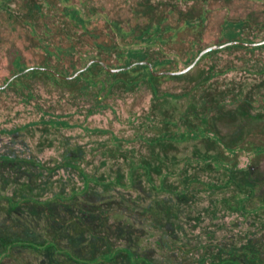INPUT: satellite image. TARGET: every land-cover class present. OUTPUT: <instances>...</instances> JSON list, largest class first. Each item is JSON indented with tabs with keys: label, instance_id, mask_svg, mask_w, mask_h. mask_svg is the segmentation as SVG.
Here are the masks:
<instances>
[{
	"label": "rangeland",
	"instance_id": "rangeland-1",
	"mask_svg": "<svg viewBox=\"0 0 264 264\" xmlns=\"http://www.w3.org/2000/svg\"><path fill=\"white\" fill-rule=\"evenodd\" d=\"M260 41L264 0H0V87L17 73L0 90V154L52 168L80 152L78 169L0 195L64 194L48 212L67 219L72 193L81 206L103 196L114 251L160 264H215L248 241L264 254V45L211 51L180 76L132 65L140 53L180 71L207 47ZM207 94L223 107L203 118ZM249 180L260 185L239 203L247 187L227 181Z\"/></svg>",
	"mask_w": 264,
	"mask_h": 264
},
{
	"label": "flooded vegetation",
	"instance_id": "flooded-vegetation-1",
	"mask_svg": "<svg viewBox=\"0 0 264 264\" xmlns=\"http://www.w3.org/2000/svg\"><path fill=\"white\" fill-rule=\"evenodd\" d=\"M148 38L151 39V37ZM146 62V60L145 62L140 61L132 65L137 66L146 64ZM101 64V67L105 69L104 64ZM33 69L41 71L43 68H29L30 71ZM124 69L133 70L128 67L122 68V70ZM105 70L115 71L119 69ZM46 72L55 77L53 73ZM16 75L17 73L6 81V85L0 88H8L10 85L9 80L15 78ZM19 133L20 130L12 129L5 130L3 134L14 136ZM76 154L67 153L64 155L65 160L61 163L52 168H44L43 163L33 161L32 157L26 158L20 153L14 152L11 154L10 151L2 153L0 154V185L2 183L0 189L3 192L5 191L8 186L7 181H34L40 179L37 177L44 176V171L51 175L54 171L60 169L71 168L76 170V166L79 164L80 152ZM89 189L90 183L84 181L83 194H88ZM29 190H31V187ZM23 191L25 190L12 195H0V264H92V262L105 264H160L151 258L138 255L128 246L120 247L121 252L114 251L115 247L108 238L110 235H105L114 226L110 225L107 215H102L100 210L105 205L103 202L105 197L88 194V203L82 201L84 205L81 206V202L75 203L78 201L79 195L72 193L68 199L74 202L76 208L74 207L75 210L67 219L65 214L58 215L57 213L51 214L48 212L49 208L53 209L55 204L65 200L64 194L58 195L57 199L48 200L53 204L49 205L45 203L46 200H44L42 194ZM43 218L50 223L51 227L50 237L45 240L41 230L43 229ZM137 224L139 225V223ZM117 226V229L122 233V224L118 223ZM61 233L66 235L62 236ZM131 234H133V230ZM63 238L67 239L68 242H62ZM93 245H98V247L93 248ZM93 249L94 251H92ZM86 252L89 253V257L85 256ZM83 254L84 256H82ZM215 264H264V254L258 249L254 250L252 244L248 241L238 248L232 247L227 251V256L218 259Z\"/></svg>",
	"mask_w": 264,
	"mask_h": 264
},
{
	"label": "trees",
	"instance_id": "trees-1",
	"mask_svg": "<svg viewBox=\"0 0 264 264\" xmlns=\"http://www.w3.org/2000/svg\"><path fill=\"white\" fill-rule=\"evenodd\" d=\"M235 47H242V45H235ZM200 51L201 50H199L198 52H197V54H196V56L191 60V61H189L188 62V64L190 65L191 63H193V61L196 59V57L198 56V54L200 53ZM139 55V58H138V60H140V61H145L147 58H146V56L145 55H141L140 53L138 54ZM167 62H169L170 63V60H161V62H159L161 65L160 66H162V64H164V63H167ZM200 62V61H199ZM198 62V63H199ZM131 65V64H130ZM135 65V64H134ZM152 65H153V68H155V67H158V64H157V62H155V63H152ZM128 65H126V67H127ZM138 66V65H137ZM139 67H146L147 68V70H148V73L151 75V76H153V74L151 73V71H150V69H149V66L148 65H146V64H139ZM134 68H136V67H132V69H134ZM226 70H228V68L226 69ZM221 72H223V71H221ZM213 76V75H212ZM211 76V77H212ZM204 98H206L205 99V103H204V106H203V109H202V111H203V115H202V117L203 118H206V116L207 115H210V114H216L218 111H220L221 109H222V107H223V104L221 103V102H219V101H213V100H208V98H209V94H207V95H205L204 96ZM262 105L264 106V97L262 98ZM263 114H264V112H263ZM252 116V115H251ZM198 117H199V115H198ZM169 122H167V123H173L174 125L176 124V122L175 121H173V120H168ZM176 126V125H175ZM175 136V138H177L176 137V135H174ZM178 139V138H177ZM219 139V138H218ZM176 140V139H175ZM174 140V141H175ZM219 140H221V139H219ZM173 141V142H174ZM171 143V142H170ZM231 148H233V147H231ZM228 183H229V186H230V184H234V185H236V186H238V187H241V188H244V187H247V189H248V193H247V196H245L243 199H240V200H238L239 201V203L240 202H244L246 199H247V197H250V195L251 196H253V193H255L256 192V190H257V188L259 187V185H260V183H258V184H255V182H252V181H245L244 183H240V182H238V183H235V181H227ZM226 182V183H227ZM247 182V183H246ZM164 184V183H163ZM175 194H176V192H174ZM245 199V200H244ZM242 204V203H241ZM264 204V203H263ZM262 204V206H264Z\"/></svg>",
	"mask_w": 264,
	"mask_h": 264
},
{
	"label": "water",
	"instance_id": "water-1",
	"mask_svg": "<svg viewBox=\"0 0 264 264\" xmlns=\"http://www.w3.org/2000/svg\"><path fill=\"white\" fill-rule=\"evenodd\" d=\"M229 45H244V46H248V47H256V46H260V45H264V41H260L258 43H241V42H232V43H228V44H224V45H214L211 47H208L204 50H202L200 52V54L197 56V58L194 60V62L192 64H190L187 68L180 70V71H163L160 73H155L153 70V65L149 62H146L147 65H149V68L151 70V72L153 73L154 76H161V75H172V76H179V75H183L186 74L187 72L191 71L194 66L198 63V61L207 53L214 51V50H218V49H222L226 46ZM106 67V66H105ZM118 71V70H115ZM3 89V88H0Z\"/></svg>",
	"mask_w": 264,
	"mask_h": 264
}]
</instances>
